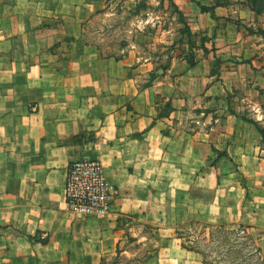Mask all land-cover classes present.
Listing matches in <instances>:
<instances>
[{
	"label": "crops",
	"instance_id": "obj_1",
	"mask_svg": "<svg viewBox=\"0 0 264 264\" xmlns=\"http://www.w3.org/2000/svg\"><path fill=\"white\" fill-rule=\"evenodd\" d=\"M91 1L0 0V252L19 264H98L124 241L119 217L135 211L159 230L191 219L245 222L264 244L257 127L230 106L237 127L220 130V150L212 138L219 123L204 136L181 130L175 108L160 113L171 94L166 69L138 88L131 62L81 40ZM225 29L220 91L235 90L242 100L264 95V36ZM247 106L264 126V106ZM213 152V165L201 162ZM80 157H98L120 192L108 210H69L67 165ZM198 253L166 234L142 264H201Z\"/></svg>",
	"mask_w": 264,
	"mask_h": 264
},
{
	"label": "rangeland",
	"instance_id": "obj_2",
	"mask_svg": "<svg viewBox=\"0 0 264 264\" xmlns=\"http://www.w3.org/2000/svg\"><path fill=\"white\" fill-rule=\"evenodd\" d=\"M90 3L87 8L91 13L84 11L81 21V40L95 46L102 56L115 59L125 57L131 62L129 75L135 78L134 84L138 88L147 82L150 72L166 69L165 84L171 94L167 95L168 99L162 100L160 113L167 115L175 108L173 115L178 116L181 130H196L204 136L207 129L219 123L212 131V138L220 150L224 146V139H219L220 130L237 127V119L232 116L230 106L250 119L256 115L247 104L256 101L264 106L261 91L253 98L248 94L243 100L235 90H228L227 93L220 91L218 45L225 28L234 36H242L235 31L236 28L251 38L264 36V3L261 7H257V0H92ZM65 41H70V38H65ZM64 59L65 56L60 54L59 65H64ZM233 62L236 63L235 59ZM147 67L150 68L149 73L146 72ZM226 117L231 119L225 120ZM261 141L264 145V141ZM198 157L195 158L197 164ZM215 158L213 152L200 159L209 166L213 165ZM119 194L116 190L113 197ZM135 213L129 212L119 217V225L126 229L121 243V248L126 251L117 257L118 264L144 263L155 253L166 234H171L179 242L204 248L209 253L208 258L218 257L221 243V234L215 229L218 223H227L228 228H244L264 254V244L258 233L245 222L191 219L159 230L144 223L140 211ZM126 234L132 239L127 238ZM177 234L183 235L177 237ZM114 254V250L110 251L107 262ZM196 256L202 259L200 253ZM0 264L19 263L0 252Z\"/></svg>",
	"mask_w": 264,
	"mask_h": 264
},
{
	"label": "built area",
	"instance_id": "obj_3",
	"mask_svg": "<svg viewBox=\"0 0 264 264\" xmlns=\"http://www.w3.org/2000/svg\"><path fill=\"white\" fill-rule=\"evenodd\" d=\"M115 192L98 157H80L68 163L64 195L71 212L90 214L106 211ZM40 237H46V234L41 233Z\"/></svg>",
	"mask_w": 264,
	"mask_h": 264
},
{
	"label": "trees",
	"instance_id": "obj_4",
	"mask_svg": "<svg viewBox=\"0 0 264 264\" xmlns=\"http://www.w3.org/2000/svg\"><path fill=\"white\" fill-rule=\"evenodd\" d=\"M201 8L205 9L203 6H201ZM190 62H192V60ZM241 117L253 123L257 127L258 131L261 134L262 140L264 141V126H261L259 122L255 119L247 118L244 115H242ZM227 225H228L227 223L215 224L216 227L215 229L219 231V233L221 234V236L217 235L220 237L219 242H221L219 244L220 250H218L220 256L218 257L208 258L207 256L209 253L207 250H205L204 248H200L192 243L189 244L188 242L187 243L180 242V244L187 249H191L199 252L202 255L201 264H211L212 262H214L215 264H264V254L261 250V247L255 243V241L248 234V232L244 228H239V227L228 228ZM231 225H235V223H232ZM210 229H214V228H210ZM182 235L177 234V237H181ZM229 235L232 238L230 237L228 238ZM210 236L214 237V235H210ZM126 237L132 239L130 236H127V234ZM39 239L42 242H45L47 241V236L43 238L40 237ZM186 240L192 241V240H188V238H186ZM122 250L123 249L117 243L114 249L115 254L114 256H112L111 260L107 262V255L110 254V252H107L101 255L98 264L120 263L117 257L120 256ZM215 258L217 260H215Z\"/></svg>",
	"mask_w": 264,
	"mask_h": 264
},
{
	"label": "water",
	"instance_id": "obj_5",
	"mask_svg": "<svg viewBox=\"0 0 264 264\" xmlns=\"http://www.w3.org/2000/svg\"><path fill=\"white\" fill-rule=\"evenodd\" d=\"M264 0H257V7L263 6Z\"/></svg>",
	"mask_w": 264,
	"mask_h": 264
}]
</instances>
